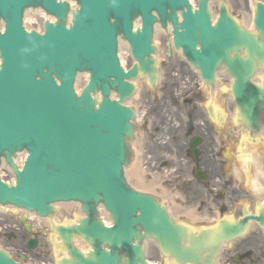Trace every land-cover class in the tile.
Returning a JSON list of instances; mask_svg holds the SVG:
<instances>
[{
	"label": "water",
	"instance_id": "1",
	"mask_svg": "<svg viewBox=\"0 0 264 264\" xmlns=\"http://www.w3.org/2000/svg\"><path fill=\"white\" fill-rule=\"evenodd\" d=\"M220 1L213 21L209 0H198L195 9L189 0H76L79 8L72 10L67 27L71 9L65 0H0V20L6 23L0 33V163L4 157L16 174L15 185L0 180V204L51 216L52 202L81 203L87 217L53 226L54 236L61 238L56 250L70 255L57 264H148L146 239L155 240L174 264H214L225 242L247 230L248 220L264 226L261 205L259 216L222 220L196 233L125 178L135 111L124 103L136 91L125 78L144 73L154 82L149 53L157 51L155 23L165 30L168 22L172 25L176 49H183L204 82L213 84L222 66L231 73L239 123L258 131L264 122V84L251 81L264 71V4L255 3L253 32ZM39 6L57 19L45 22L43 35L22 26L25 9ZM138 17L142 26L133 30ZM118 35L130 43L140 65L127 72L116 54ZM77 72L90 74L80 96L74 90ZM98 92L101 101L92 96ZM23 149L29 156L19 170L12 158ZM100 204L112 226L100 220ZM76 238L87 243V253L75 246ZM0 264L19 263L0 249Z\"/></svg>",
	"mask_w": 264,
	"mask_h": 264
},
{
	"label": "rangeland",
	"instance_id": "2",
	"mask_svg": "<svg viewBox=\"0 0 264 264\" xmlns=\"http://www.w3.org/2000/svg\"><path fill=\"white\" fill-rule=\"evenodd\" d=\"M229 6L230 10L236 17L240 18L243 22L249 21L252 19L251 16V9L248 7L246 0H229ZM253 15V14H252ZM246 25H251V22L246 23ZM178 65V72L182 71L185 73V77H190L189 82L184 85L183 92H181L180 87L177 89V91H180L181 94H184V100L181 103H175L173 99H169L168 104H165L164 102L161 103L159 96L156 97L155 93L148 92V88L143 84L141 86L140 91V97L138 100L134 101V106H138V112H140L142 115L144 113V120L140 126H138V137L137 142H140V145L138 147V152H141L138 156V159H142V165L147 169V173L143 175L142 180L144 182H151L153 178L155 177L157 180L156 183H161V188L168 191L171 196L176 197L177 195L181 196V189L182 184L179 183L181 181L182 176H190V166L188 160L186 159L185 150H184V144L183 141L175 142V136L179 134L181 131V125L184 126V117H179L180 114H175V111L178 112L179 109L183 113H191L193 108L191 107V104L189 101H187L188 97L191 96V94L194 92H197L199 87V80L198 78H194V76L191 75L190 71L187 69V67L180 61H175ZM180 69V70H179ZM193 81V82H192ZM192 82V83H191ZM193 85L196 86L193 88ZM182 89V88H181ZM228 81L225 80L222 86L220 87V95L217 99V106L224 109L228 108ZM194 98V97H193ZM192 102V101H191ZM163 111L162 112H160ZM161 113L163 116L167 117L169 115H172V118H174L173 125L170 126L168 129L167 127L165 129L160 128V124L158 120H161ZM169 124H171L169 122ZM159 129V131H155L156 129ZM177 130V133H176ZM179 130V132H178ZM180 136V135H179ZM178 136V137H179ZM182 136V135H181ZM171 137L172 140L169 139ZM183 137V136H182ZM168 138V142L170 144L165 145L164 149L166 151H173L172 154H165V152H159V149L156 145H161L164 141H166ZM136 142V143H137ZM171 145V147H170ZM176 146H181V148L176 150ZM164 150V151H165ZM170 155V156H169ZM158 159V162L155 163V160ZM167 161L170 163L169 165H163L161 162ZM180 163V164H179ZM132 168L130 167L127 173L128 179L131 182V184L138 189L140 188L139 182L131 175ZM186 172V173H185ZM255 178L250 179L249 181H246L242 184V186H245L247 189L250 187V189L255 190L257 189L256 184L253 182ZM183 182V181H182ZM238 183V182H237ZM236 186H238L236 184ZM181 187V188H180ZM237 191V188L235 189ZM151 191V190H150ZM155 191V190H152ZM151 191V192H152ZM154 193H157L160 197L166 200V202L170 205V207L173 206L174 199H166L163 197V195L155 191ZM173 201V202H172ZM246 208L250 209V204H246ZM77 208V207H76ZM235 208V207H234ZM171 212L175 214L174 210ZM76 213V209L69 213L72 217ZM66 215L68 213H65ZM68 214V215H69ZM177 214H175L176 216ZM233 216L237 215L236 208L234 209V212L232 214ZM71 216H67L65 218H61L60 220H69ZM178 215L177 217H179ZM10 218V219H9ZM7 222V224H6ZM1 225H5L6 229L0 231V244L7 248L12 255L16 258L22 257L21 253H24V250L28 251L25 246L22 245L23 243V237L25 236V231L23 227L20 225V227H15L18 224L17 216H10L7 215L6 219L0 220ZM10 227H8V226ZM2 232V233H1ZM46 233V234H45ZM8 234H14L15 237H9ZM41 239L46 243L47 238V232H43V235H41ZM48 248V247H47ZM42 248L35 250L32 252V256L35 260H32L35 264H39V262H49L51 261L52 257H55L53 254V251L51 248ZM31 252V251H30ZM261 254V251H258ZM30 255V254H29ZM31 256V255H30ZM31 256V257H32ZM148 256L150 260H156L159 259L160 256L158 252L156 251V248L154 244H150V248L148 251ZM253 258V257H252ZM255 258H257L255 256ZM30 259L28 258L27 261ZM165 264H169L167 261H164ZM251 264H264L262 261L260 262H252Z\"/></svg>",
	"mask_w": 264,
	"mask_h": 264
},
{
	"label": "flooded vegetation",
	"instance_id": "3",
	"mask_svg": "<svg viewBox=\"0 0 264 264\" xmlns=\"http://www.w3.org/2000/svg\"><path fill=\"white\" fill-rule=\"evenodd\" d=\"M166 70V67L163 71V78H164V72ZM169 69H167V72ZM165 78H168V75H165ZM196 97L199 99H203L204 95L203 92H198L196 94ZM201 113L196 112L194 117H199ZM209 135L210 137L205 140L202 138L200 146H199V154L198 156L194 157L189 150V144L191 140L193 139V135L191 136V133H188V130L186 129V136L188 138V144H187V152L191 164L193 165L192 168V174L193 178H195L194 183L190 182L187 187V192L190 193V197L188 200V203L185 207H191L194 203L197 204L196 210L198 212H209L212 213L215 209H217L220 213H223L226 211V208L229 205V202L231 200V197H233L230 193L231 189V178L228 174L230 167H231V160L226 157V154L222 152V148H226V144L229 141L235 142V148H234V155L236 149L243 150L242 153L237 150L238 154L236 158H234V167L238 169L241 165V163L246 164V169L248 168V156L249 152L251 150V147H254L257 149L258 155L263 158L264 156V143L263 142H241V135L242 132L239 130L237 133H235V128L231 127L229 123L224 126H215L214 123L209 127ZM237 135V137H235ZM236 143H240L238 146ZM248 145V149L245 150L244 146ZM243 145V149H242ZM209 150L212 151V153L209 152ZM211 158L209 159V157ZM239 158V159H238ZM238 159V160H236ZM236 160V161H235ZM207 163L210 166V169L207 168ZM233 167V166H232ZM198 168H203L206 171L207 176L209 177L210 182H203L199 177L197 176L196 172ZM244 173V172H243ZM211 179H218L220 180V185L215 193H211L209 189L212 188L211 186ZM206 193V195H205ZM213 195L212 198H210V195ZM234 194V193H232ZM207 196V197H206ZM203 197V198H202ZM203 199V200H201ZM252 242H245L240 245V247L243 249H247L249 247H258L255 245H251ZM256 244V242H254ZM262 247H264L262 245ZM251 254L247 253L244 256H241V264L245 261L246 258H250ZM264 256V255H263ZM243 260V262H242ZM249 264L256 261L255 258L246 260ZM240 264V263H239ZM245 264V263H244Z\"/></svg>",
	"mask_w": 264,
	"mask_h": 264
},
{
	"label": "bare ground",
	"instance_id": "4",
	"mask_svg": "<svg viewBox=\"0 0 264 264\" xmlns=\"http://www.w3.org/2000/svg\"><path fill=\"white\" fill-rule=\"evenodd\" d=\"M192 3H195L196 0H191ZM227 2V4L229 5V0H225ZM247 1V4H248V7L251 9V16L254 12V2L255 0H246ZM217 4H218V0H211V9L213 11V16L215 17L216 16V13H217ZM33 16V17H32ZM46 18V16L44 15V13H42L41 10H36L34 11L33 15H29L25 17V22H26V25L27 27L30 28V26H35L36 24L40 25L41 26V22L42 20ZM248 22H251V20L249 21H244V23H248ZM170 32V31H169ZM171 35V33H170ZM166 36V32L163 31L161 28H156L155 30V39H156V44L158 45L159 48L162 47L163 45V40H164V37ZM171 40V39H170ZM171 43V41H170ZM120 54H121V59H122V62L125 66H130L132 63H133V58L131 57L130 55V52H129V48L124 46L123 44L120 46ZM221 74H225V72H222ZM88 79V76L87 75H79L78 78H77V85L79 87H81ZM177 79L180 80V81H183V83H185V77H182V76H177ZM141 81V80H140ZM139 81V82H140ZM140 91L137 92V94L134 95L133 99L131 100V104L138 100V98L140 97ZM230 112L231 114H233L234 112V106L230 100ZM138 108V106H136ZM144 113L143 115L138 112V115L136 117V120H135V123H136V126H140V124H142L143 120H144ZM140 145V142L138 141L136 143V147H139ZM141 152H137L138 156L140 155ZM24 157V154H21L17 156L16 158V161H18L19 163L22 162V159ZM131 168H132V171H131V175L133 178H135L137 180V182H139L140 184V188L144 189V190H153L154 188H159L158 186L160 184L156 183V178L154 177L153 180L149 183H146L142 180V177L143 175H145L147 173V169L142 165V159H138V157H136V160L134 161V163L131 165ZM72 204H67V205H64L65 209L67 211H70L72 209ZM176 211L178 213H182L181 211H183L184 214H190V212L188 210H185V208H180V209H176ZM0 216H3L0 214ZM30 218L31 219H34L35 223H39V225H45L48 223V221L46 219H42V218H39V217H35L34 215L30 214Z\"/></svg>",
	"mask_w": 264,
	"mask_h": 264
}]
</instances>
